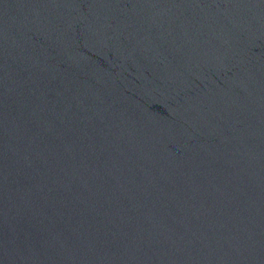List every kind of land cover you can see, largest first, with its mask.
I'll list each match as a JSON object with an SVG mask.
<instances>
[{
    "label": "water",
    "instance_id": "1",
    "mask_svg": "<svg viewBox=\"0 0 264 264\" xmlns=\"http://www.w3.org/2000/svg\"><path fill=\"white\" fill-rule=\"evenodd\" d=\"M0 264H264V0H0Z\"/></svg>",
    "mask_w": 264,
    "mask_h": 264
}]
</instances>
